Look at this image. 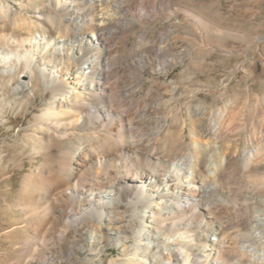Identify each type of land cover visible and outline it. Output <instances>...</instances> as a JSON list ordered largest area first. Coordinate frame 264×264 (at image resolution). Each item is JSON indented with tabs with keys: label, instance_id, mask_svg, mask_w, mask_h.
I'll return each instance as SVG.
<instances>
[{
	"label": "rangeland",
	"instance_id": "obj_1",
	"mask_svg": "<svg viewBox=\"0 0 264 264\" xmlns=\"http://www.w3.org/2000/svg\"><path fill=\"white\" fill-rule=\"evenodd\" d=\"M105 2L103 7L109 9L112 15L105 24H99L95 34L102 33L109 39L108 55L112 62L109 84L116 91V96L111 100L90 99L87 92L77 89L83 92L87 101L115 110L122 102L123 108L140 103L142 109L149 107L146 115H137L131 132L127 128L125 130V136L131 133L136 140L152 130L156 119L166 120L173 127L176 114L180 111L181 116L192 124V128H186L187 141L204 148L213 140L212 135L207 133V124L220 109L230 107L247 115L246 122L243 121L245 130L217 141L218 145L234 144L237 151L260 147L245 142L247 138L255 136V128L260 127L262 132L264 130V0ZM120 2L130 8L123 17L121 13H115L116 5ZM46 4L47 0H0V34L39 36L33 23H42L46 29L49 27L45 20H36L35 12L40 10L42 18L50 15ZM95 15H98L97 10ZM96 25L97 22L93 26ZM73 32L77 34L79 30L74 29ZM86 32L88 36L92 34L90 29ZM100 57H105V49ZM80 66H87V63L82 62ZM77 68L71 65L68 71H58V75L60 79L70 78L69 81L73 82ZM3 86L0 83V88ZM16 86L14 81L10 90ZM173 88L177 91L174 99L170 94ZM187 90L193 92L186 94ZM29 94L30 91L22 85L13 91L12 96L16 98L13 106L0 118V264H108L113 260L125 264L126 260L133 258L135 247L129 248L125 259L117 258L121 256L123 248L134 243L130 236L125 240L119 237V241L110 238L111 245L110 241L103 244L97 250L98 255H91L86 250L90 243V232L107 237L108 229L115 230L126 224V219L121 216L116 221H104V227L94 220L75 227L70 213L60 205L40 219L32 215L34 208L51 203L49 189L61 183H71L72 180L67 173L60 171L59 161L64 149L53 138L51 128L57 125V120L52 119L50 125L38 121V126L30 127L34 115L41 114V109L51 101L52 94L41 95L38 92L27 99ZM188 103L192 106V117L187 114ZM253 107L258 109L259 118L253 119L250 115ZM73 119L61 117L65 127L59 126V131L74 137L76 149L91 144L92 140L85 136V123L68 125L67 121ZM92 128L98 132V123H94ZM33 131L35 137L32 136ZM36 137L51 143L45 149L35 141ZM126 146L130 147L127 141ZM230 150L225 149L223 157L230 159V152H233ZM29 153L34 154L29 156ZM208 156L209 159L214 158L212 153ZM201 159L204 160L205 155ZM251 174L264 175V165L253 167ZM245 178L232 176L227 181L236 190L229 191V186L225 185L220 190L224 198L234 201L222 202V210L229 213V218L225 216L229 222L234 216L248 211L246 204L249 200L246 199L254 196ZM125 210L124 205L119 207L120 212ZM144 210L145 207H142L141 212ZM126 211L129 213V210ZM156 213H161L159 207ZM37 221L43 224L38 231L33 227ZM66 222L71 226L66 228ZM134 225L139 228L138 222ZM163 231L165 234L166 228ZM43 237L49 241V245L45 248L35 245ZM230 244L233 245V241ZM204 248V245H199L194 248V253L198 254ZM203 261L204 258H199L196 263Z\"/></svg>",
	"mask_w": 264,
	"mask_h": 264
},
{
	"label": "bare ground",
	"instance_id": "obj_2",
	"mask_svg": "<svg viewBox=\"0 0 264 264\" xmlns=\"http://www.w3.org/2000/svg\"><path fill=\"white\" fill-rule=\"evenodd\" d=\"M104 3L105 0H47L46 7L51 14L42 18L40 10L35 13L36 20H45L49 28L32 22L37 26L39 36L0 34V75L3 77H0V83L7 81L11 86L16 81L17 86L13 89H20L22 85L30 91L27 99H31V95L40 92L34 91V78H39V72L46 73V78L54 74L61 83L43 92L51 93L52 99L47 105L50 112L40 121L50 125L52 119L57 120V125L51 127L55 138L64 134L59 131V126L65 124L61 117H74L67 121L68 125L85 123V136L92 140L91 144L81 145L72 153L74 161L67 171H61L59 161L60 171L67 173L72 182L49 189L51 203L34 208L32 215L40 219L60 205L70 213L75 227L93 220L104 227V221H116L121 216L126 219V224L115 230L108 229L107 237L90 232L86 250L91 255H98L97 250L110 238L125 240L130 236L134 241L138 240L139 245L135 246L133 258L125 264H200L196 263L199 258H204L201 264H264V175L251 174L253 167L264 165V130L255 128V136L245 142L260 147L237 151L234 144L218 145L217 141L245 130L243 121L246 122L247 115L229 107L220 109L207 124V133L213 140L206 148L187 141L186 128H192V124L181 116L180 111L176 114L174 128L166 120L156 119L152 130L145 137L140 136V140L131 133L125 136V130L131 132L135 126L137 115H146L149 107L142 109L140 103L123 108L122 102L115 110L87 101V97L111 100L116 96L109 84L112 63L108 55L109 39L102 33L95 34L99 24H105L112 15L103 7ZM116 8L115 13H121V17L130 11L124 2ZM96 10L98 15H95ZM74 29L79 33H74ZM88 29L92 32L90 36L86 32ZM104 49L105 57L101 58ZM82 62L87 66H80ZM71 65L78 67L76 80L60 79L58 71H68ZM77 89L87 92V97ZM170 92L174 99L176 89ZM192 92L185 91L186 94ZM191 107L188 103L186 110L190 117ZM250 115L253 119L259 118L258 109L251 108ZM3 116L0 110V118ZM94 123H98V132L92 128ZM228 148L233 150L230 159L223 157ZM211 153L212 160L208 158ZM203 155L204 160L201 159ZM64 164L67 166L68 161ZM168 170L171 174L165 179L163 172ZM232 176L246 177L254 196L246 199L249 200L248 211L234 216L229 222L225 218H229V213L222 210V202L234 201L224 198L220 190L224 185L229 186L227 179ZM157 188L160 191L157 192ZM227 188L236 190L232 185ZM89 191L95 194L89 196ZM121 205L129 213L126 210L120 212ZM142 207H145L143 213ZM157 207L161 209L160 214L156 213ZM135 222L139 223V228ZM66 225V228L71 226L69 222ZM42 226L37 221L33 227L38 231ZM232 241L233 245L230 244ZM35 245L45 248L49 241L43 237ZM199 245L205 248L195 254L194 248Z\"/></svg>",
	"mask_w": 264,
	"mask_h": 264
},
{
	"label": "clouds",
	"instance_id": "obj_3",
	"mask_svg": "<svg viewBox=\"0 0 264 264\" xmlns=\"http://www.w3.org/2000/svg\"><path fill=\"white\" fill-rule=\"evenodd\" d=\"M34 83L36 84V89L39 90L40 94L42 95L44 91H48L50 89H53L57 84L61 83L59 80L55 79L54 74L52 77L46 78V73H44L42 70L39 72V78H34ZM15 91V89L10 90V83L5 82L3 88H0V110L4 112V114H7V111L9 107L13 106V101L16 99L14 96H12V92ZM11 97V99H10ZM50 112V109L45 107L41 109V116L40 117H34L32 123L30 124V127L38 126L37 122L42 119V117ZM19 114V113H14ZM32 136L35 137V131H33ZM35 141L40 143V145L46 149L47 145L51 143V141H42L39 137L35 138ZM55 141L57 142L58 146L61 149H64V151L61 153V171H67V169L71 168V164L74 161V157L72 156V153L76 150V144L74 143V137L70 133H64L63 135H57L55 137ZM16 141L13 140V144H15ZM11 147L12 145H8ZM34 153H29V156H32ZM67 160L68 164L65 166L64 161ZM171 174L170 170L164 171L163 175L165 179ZM132 187H135L133 185ZM163 187V186H161ZM125 190H127V186H125ZM156 191H160L159 188L156 189ZM95 193L92 191H89V196L94 195ZM106 196H110V193H105ZM149 207H151V202L149 201ZM126 215V213L124 214ZM111 241L109 242V245H111ZM139 245V241H134L133 244L128 245L127 247L123 248L121 251V256L117 259H125L126 254L129 251V248L135 247ZM110 264H116L115 261L110 262Z\"/></svg>",
	"mask_w": 264,
	"mask_h": 264
}]
</instances>
